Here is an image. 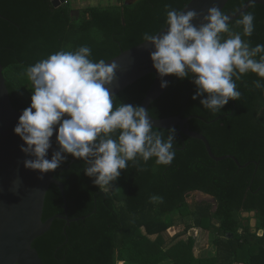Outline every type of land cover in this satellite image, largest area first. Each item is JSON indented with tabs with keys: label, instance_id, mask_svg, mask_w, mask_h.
<instances>
[{
	"label": "trees",
	"instance_id": "1",
	"mask_svg": "<svg viewBox=\"0 0 264 264\" xmlns=\"http://www.w3.org/2000/svg\"><path fill=\"white\" fill-rule=\"evenodd\" d=\"M71 1L0 0V57L18 111L152 38L191 0H108L79 9ZM247 1L229 0L220 17ZM170 71L173 80L148 113L194 116L190 129L216 156L239 164L214 160L179 127L144 121L141 104L155 76H143L69 135L53 171L67 209L51 184L43 220H71L56 218L34 241L44 264H264V5L209 28ZM194 191L214 200L191 204ZM244 213H254L255 230ZM194 227L211 233V254L197 255V237L184 238Z\"/></svg>",
	"mask_w": 264,
	"mask_h": 264
},
{
	"label": "water",
	"instance_id": "2",
	"mask_svg": "<svg viewBox=\"0 0 264 264\" xmlns=\"http://www.w3.org/2000/svg\"><path fill=\"white\" fill-rule=\"evenodd\" d=\"M228 1L191 0L152 38L66 81L24 111L12 104L0 57V264H44L34 241L50 230L56 218L71 220L62 214L43 220L51 184L58 186L67 209L65 185L53 171L58 159L66 157L69 135L92 111L147 74L155 79L141 104L144 121L159 128L179 127L202 140L214 160L232 158L239 164L233 155L216 156L208 139L190 129L194 116L157 119L148 113L173 80L170 66L201 42L209 28L232 22L254 3L264 5V0H248L236 12L220 17ZM66 2L53 0L55 6Z\"/></svg>",
	"mask_w": 264,
	"mask_h": 264
},
{
	"label": "rangeland",
	"instance_id": "3",
	"mask_svg": "<svg viewBox=\"0 0 264 264\" xmlns=\"http://www.w3.org/2000/svg\"><path fill=\"white\" fill-rule=\"evenodd\" d=\"M129 2H132L134 0H128ZM112 2L116 3V0H112ZM73 8L79 9V8H84L89 5H98V4H107L110 3L108 0H73L71 1ZM115 152L109 151V157L115 156ZM188 202L191 204L202 202V201H213V197L211 195L205 194L200 191H194L188 196ZM245 217H250V224L255 230L256 226V220L254 217V213H244ZM184 229V225H176L172 227L169 232L168 236L172 237L175 234L181 232ZM189 235H192L194 237H197V243H196V248H195V253L197 255H206V254H211L215 249L211 243V233L205 230H198V228H192L188 232L184 238L186 239Z\"/></svg>",
	"mask_w": 264,
	"mask_h": 264
}]
</instances>
